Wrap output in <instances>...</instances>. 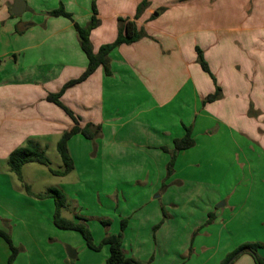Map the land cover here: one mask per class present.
I'll return each mask as SVG.
<instances>
[{"label": "crops", "instance_id": "obj_1", "mask_svg": "<svg viewBox=\"0 0 264 264\" xmlns=\"http://www.w3.org/2000/svg\"><path fill=\"white\" fill-rule=\"evenodd\" d=\"M25 1L26 11L16 16L11 12L15 0H0V230L11 235L15 246H21L17 240L19 228L47 222L57 227L53 221L54 200L35 197L45 192L34 191L31 186L34 195H29L10 171L8 157L28 140L44 148L49 137L61 138L74 126L71 117L47 101V96L58 93L85 72L88 59L75 22L86 26L93 16L89 5L82 13L70 7L92 0L51 4L50 9L55 10L60 7L56 4L63 3L67 11L73 12V21L50 16L36 6L41 5L37 0ZM142 1L97 0L100 24L90 35L95 52L115 41L118 19H134ZM200 3L202 8L198 7ZM228 4L232 9L226 6L225 21L218 25L219 14L206 0H148L136 19L146 36L111 52L110 76L100 67L61 97L63 105L79 119L80 127L93 124L100 127V134L93 140L82 134L70 139L74 170L59 176L57 187L66 195L68 205L80 208L86 182L96 181L100 186L96 194L99 210L107 218L113 209L120 211L122 206L104 205L102 195L108 200L114 198L113 189L120 179H145L146 203L126 206L121 217L137 213L122 231V246L128 257L141 264H222L233 248L228 244L230 237L236 238L233 245L264 240V171L259 170L264 165V28L253 16L241 12V0ZM28 10L33 15L25 17ZM197 48L203 52L216 82L202 69ZM215 83L221 89V98L204 104L214 94ZM252 110L256 117L249 116ZM186 127L191 129L195 145L179 152L170 177L178 176L176 167L182 159L219 165L218 173L205 175L197 171L191 179H205L211 187L217 186L222 199L230 179L229 159L236 156L243 163L242 190L229 197L231 203L235 199L234 214L223 218L210 205L204 208L200 220L192 226L198 228L214 214L216 219L209 226L213 228L209 234L213 240H202L198 246L194 239L191 255L186 254L181 229H176L179 222L165 220L156 233V245L152 240L153 227L162 219L160 205L152 202L166 173L159 164H166L170 158L161 148L173 150L174 140L185 136ZM229 201L223 204L226 210ZM231 226L233 230H229ZM248 229L262 232L256 231L249 240H243L240 236ZM119 231L116 227L107 234ZM98 233L95 241L100 243L107 234H101V230ZM166 234L171 241L164 239ZM167 242L180 244L178 249L166 246L163 255V244ZM109 253V247L102 249V255L88 253L84 247L71 259L57 245L52 257L44 253L40 256L42 264H105ZM10 254L8 244L0 238V264H8ZM37 260L32 254L20 253L13 264H39ZM232 264L255 262L244 254Z\"/></svg>", "mask_w": 264, "mask_h": 264}, {"label": "rangeland", "instance_id": "obj_2", "mask_svg": "<svg viewBox=\"0 0 264 264\" xmlns=\"http://www.w3.org/2000/svg\"><path fill=\"white\" fill-rule=\"evenodd\" d=\"M58 1L61 0H37V4H41V5H36V6H38L39 8L42 7L43 9L41 10H45V12L50 13L51 11H53V9H50L51 4H54L55 2L57 3ZM93 1L94 0L90 1L89 4L82 2L79 4L73 3V5H70V7L75 12L82 13L83 8H85L87 5H89L90 8L92 7ZM206 1L207 3L209 2L210 5L215 7L214 12L216 14H219L218 16L219 18L216 20V23L218 25H222L225 21L223 14L225 12V9H228L226 6L231 8V5L228 4L231 2V0H206ZM238 4L239 3H237V6ZM61 5H63V3L56 4L57 7ZM240 5H241L240 7L241 12L243 10L248 17L253 16L251 18H253V20H255L257 23H260L261 26L264 28V0H241ZM63 6L65 7V5ZM198 7L202 8V4L201 3L198 4ZM68 12L73 17V12L71 11ZM28 13L30 15H33V12L28 10L26 12L27 15L25 17L29 15ZM217 87L218 86L216 84V90L214 94L217 91ZM249 116L256 117V115L255 116L253 115V110L252 112L250 111ZM59 139L60 137H49L47 139L46 147L43 148L47 158L51 162L49 167L38 163H31L27 165L22 171L24 183L31 186V188H33L34 191L46 192L51 187L58 188L57 185L59 184L60 178L59 176L54 175L51 172V170L60 171L63 169L62 160L57 152V142L59 141ZM161 150L166 152L163 148H161ZM166 153L170 155V158L168 157L169 159L167 163L161 165L159 164V166L161 168H164V170L166 171L165 177L160 181V186L158 187V190L152 197V202L154 201L156 205H160L161 216H162L161 221L158 224H156L152 230L153 245H156L155 243L156 233L160 230L165 220L179 222L177 223L176 229L177 231L181 229L182 232L181 240L183 241L184 246L187 247L186 254L191 255L194 252L192 249L194 246L193 243L194 239L196 240L195 242H197L195 243V245L198 246L201 245L200 242L203 243L202 240H208V241L213 240L210 238L209 235L210 232L213 230V228H210L209 226L216 219L214 214L209 215V217L207 218L208 220L204 222V224L200 225L198 228L195 229L192 226L193 224L197 223L196 221L200 220L202 215V210L204 208L210 205L212 207L213 212L218 213L219 217L223 215V218L231 217L234 214L233 210L235 208H233L234 205L232 204L234 203L233 201L235 199L233 197V201L231 203V201H229V197L232 196V194H234L235 191L242 190L243 163L239 162L236 156L232 158L231 161L229 159L228 161L229 163L227 164V169H228L227 172L228 174H230V179L228 180L227 185H225V188H223V192H225V195L221 199V197H218L220 193L219 190L217 189V186L211 187V184L208 183L207 180L205 179L204 181L201 179H196V180L191 179L192 174L196 173L197 171L202 172V174L205 175L207 173H214V172L218 173L220 171L219 165L208 166V164L205 163L203 164L192 163L190 162L189 158L184 160L182 159L180 160L182 162L179 161V164L176 167L177 168L176 170L178 171V176L173 178L170 177L171 174H169V163L171 161L172 155L170 152H166ZM175 166L176 163L173 165L172 169H174ZM204 167H209V168L204 169ZM259 170L264 171V165H262V169ZM14 177H16L15 179L17 183H19V185L21 186L22 184L18 180L17 176L15 175ZM144 180L135 179L133 181L130 179L128 180L120 179L118 181V185L113 189L114 198H109L108 200L104 197V195H102L103 196L102 200L104 205L114 204L116 208L119 205L122 206L120 211H115L113 209L112 212L110 213V216L107 218L102 217L99 210L100 203L98 202V196L96 194H98V192L100 191V186H98V184L95 183L96 181H92L91 184L86 182L84 187V194L87 195L83 196L84 194H81L80 208L68 205L65 209L62 210V216L68 219H75L76 216L82 217L86 221L91 231V234L94 239V243L100 244L101 242L97 243L95 241V237H98L99 235L98 233L99 230H101V234L102 232L104 234H107L111 230L113 231L116 227L117 230L121 231L122 221L125 220L127 221L128 224V222L133 217V215L135 216L137 214L132 212V215L123 216V218L121 219L123 209H125L126 206L142 205L146 203L147 200L146 195L148 194L147 192L148 190H146L143 187L144 186L143 182H146V180L145 181ZM216 182L218 181L217 180L212 181V183H216ZM258 184L262 185V180L260 181L258 179ZM117 198H119V201H117L118 200ZM228 201L229 204L226 210L225 207H223V204ZM102 220H108L109 225L107 226L104 225L102 223ZM180 223L181 225H178ZM174 229L175 228H172V231H174ZM231 229L232 226L229 228V230ZM168 230H170V227L166 231ZM18 231L19 234L17 240L21 242V246L19 245L17 246L20 248L19 254L20 253L22 254L27 253V255L32 254L33 258L38 259L37 261L39 264H42L41 258L43 257L40 256V254L44 253L45 255L52 257V254L55 252V248L57 247V245L59 247H62L65 253H67L68 248H71L76 252H79L81 249L86 247V251L88 253H92L93 255H102L101 254L102 249L104 247L108 249L107 246H103L98 252L92 251L90 249L88 250L85 240L79 232L70 231V230H61L58 228L56 230V228L50 225V223L48 222L44 223L43 225H40L39 227L19 228L17 229V232ZM249 231L251 230L248 229L246 232H244L245 234L241 235L240 237H243V240L247 237L248 238L247 240H249V237L255 235L256 231L262 232L261 229H252L251 231L252 235H248ZM200 236H203L204 239H202V237ZM164 239L171 241V238L168 237L167 234L164 235ZM226 240L227 239H225V241ZM35 241H37L38 244H36ZM235 241H236L235 236L229 238L230 243L228 244L229 246L230 245L233 246L232 251H229V254L233 252L236 248H238L240 245L244 243H250V241H246L240 244L237 243L236 245H233ZM256 243H260L262 245V248L260 250V256L262 257V255L264 254V240ZM179 244L178 243L171 244L169 242L164 243L163 245L165 249L163 251V255L166 253L167 247L168 248L176 247L178 249ZM206 244H208V246H211L209 242ZM224 245L225 244L223 242L222 246ZM159 254L162 255V253ZM228 255L225 256V259L227 258ZM21 264H24V262H21Z\"/></svg>", "mask_w": 264, "mask_h": 264}, {"label": "trees", "instance_id": "obj_3", "mask_svg": "<svg viewBox=\"0 0 264 264\" xmlns=\"http://www.w3.org/2000/svg\"><path fill=\"white\" fill-rule=\"evenodd\" d=\"M96 2L97 0L93 1V16L86 26H80L75 22V27L80 38L81 48L88 59V66L85 72L79 78L67 82L58 93H51L47 96V101L61 107L74 122V126L70 130L65 131L57 142V152L60 155L63 163L62 170H51V172L57 176H66L74 170V161L68 147L69 141L74 135L82 134L86 139L93 140L100 134V127H97L93 124H87L84 127H80L79 119L69 108L64 106L61 102L62 95L68 88L87 80L100 67L104 69L106 75L110 76L111 70L109 65V56L111 52L123 44L135 43L146 36L145 31L143 29H140L136 23V19L140 17L145 8L148 6V0H143L142 3L138 6L137 13L134 19H118V35L115 41L109 44L102 45L99 50L95 52L90 40V35L91 32L100 24ZM49 15L52 17L62 16L73 21L72 15L65 9L63 5L51 11ZM197 53L198 61L202 69L206 73H208L216 82L215 77L211 73L201 49L197 48ZM221 95V89L217 87L216 93L209 95L204 100V104L220 99ZM194 145L195 140L191 135V129L189 127H186L185 136L174 140L173 150L170 151L167 148H163L166 152H170L172 155L171 161L169 163V174L173 171L172 167L175 164L179 152L188 150ZM31 163H38L48 167L51 164L43 148L33 140H28L24 146L14 149L8 157V166L10 168V171L17 176L26 192L29 195H34L30 190V186L24 183L22 175L24 166ZM34 196L40 199L51 198L54 200L55 213L53 221L58 229L79 232L84 238L86 246L92 251L98 252L103 246H108L110 253L105 264H141L140 262L128 257L122 246V231L125 229L127 221H122L120 233L107 234L100 244H95L91 231L86 221L82 217L76 216L75 219H68L62 216V210L68 206V201L66 195L60 189L51 187L45 193ZM102 223L106 226L109 225L108 220H102ZM0 238H2L8 244L11 251L8 264H13L17 256L19 255L20 248L14 245L9 233L0 230ZM261 248L262 245L260 243H244L236 248L233 252H231L222 264H227L232 259L236 260L244 254H249L250 256H252L255 264H264V258L260 256Z\"/></svg>", "mask_w": 264, "mask_h": 264}, {"label": "water", "instance_id": "obj_4", "mask_svg": "<svg viewBox=\"0 0 264 264\" xmlns=\"http://www.w3.org/2000/svg\"><path fill=\"white\" fill-rule=\"evenodd\" d=\"M26 8H27V4L25 0H15L14 5L12 7V13L16 16H20L26 11ZM67 253L71 259L76 258L75 250L68 248ZM233 261L234 259H232V261H230L228 264H231Z\"/></svg>", "mask_w": 264, "mask_h": 264}]
</instances>
